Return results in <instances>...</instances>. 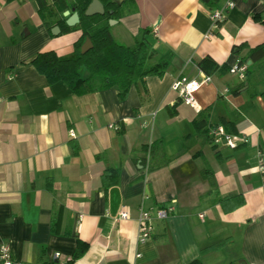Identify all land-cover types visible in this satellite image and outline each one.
<instances>
[{
	"label": "crops",
	"instance_id": "crops-1",
	"mask_svg": "<svg viewBox=\"0 0 264 264\" xmlns=\"http://www.w3.org/2000/svg\"><path fill=\"white\" fill-rule=\"evenodd\" d=\"M228 1L217 24L199 0L125 7L111 25L114 39L131 46L148 28L156 52L173 57L161 76L137 80L119 100L114 87L75 95L62 81L49 84L29 61L45 50L69 54L81 31L52 36L35 0H0V244L13 260L61 264L77 253L72 264H264V180L255 168L256 149L264 147L263 81L233 95L228 85L241 81L216 71L194 92L196 109L171 89L176 78L202 80L199 59L230 67L264 42V0H220L214 9ZM200 114L208 125L228 121L247 141L233 149L206 142L192 123ZM113 122L118 130L107 126ZM158 138L169 162L146 172L133 149ZM107 167H119V176L105 191ZM233 194L244 204L223 211L217 197ZM171 204L166 218L155 217ZM123 208L126 219L118 218ZM140 208L152 216L143 242ZM227 238L222 248L203 251Z\"/></svg>",
	"mask_w": 264,
	"mask_h": 264
},
{
	"label": "trees",
	"instance_id": "trees-1",
	"mask_svg": "<svg viewBox=\"0 0 264 264\" xmlns=\"http://www.w3.org/2000/svg\"><path fill=\"white\" fill-rule=\"evenodd\" d=\"M103 7V14L86 15L85 9L91 0H35L37 5V14L50 35L51 29L58 26L60 31L57 35L67 33L73 30H80L81 34L73 43L72 51L67 55H57L53 50L37 52L29 61L36 71L46 78L49 84L62 81L75 95H82L102 89L114 87L117 90L119 100L126 98L130 86L137 80H143L148 75L161 76L168 67L173 53L166 51L158 54L153 48L154 40L151 38L150 29L143 28L139 37L133 45L127 46L114 39L111 33L110 20L117 21L124 13V8L133 6L135 0H123L118 3L115 0H99ZM208 10L216 7L220 0H199ZM77 12L78 23L69 26L66 24V17L63 11ZM85 38H89L92 47L84 53L80 52L81 44ZM247 61H250L247 64ZM239 64L245 63V78L235 85H228L231 94L237 95L246 84L255 81L264 83V42L248 48L247 52L239 59ZM198 69L206 75L214 72L220 74L228 71L226 64L218 65L211 57L205 56L196 63ZM264 93V92H263ZM174 114L170 113V117ZM206 117L200 114L192 120L193 126L198 136L205 138L206 142L211 143L208 138V123ZM219 123L228 132H235L231 124L224 119ZM212 125V124H211ZM72 153L77 152V148L71 145ZM137 152L135 162L141 165L146 172H151L164 167L169 162L160 138L150 143L139 145L133 149ZM206 171V170H205ZM205 171L202 175L205 176ZM119 167H107L102 174V185L106 191L108 187L118 183ZM210 184H214L210 178ZM217 203L223 211L229 212L244 204V198L241 194H233L223 197H217ZM58 218L50 223V230L57 232L56 225ZM69 234L70 232H66ZM76 246L85 248L87 244L80 240L77 235ZM230 242L225 239L222 242L212 245L203 251L217 250ZM77 257V253L68 261L61 264H72ZM44 264H60L57 261ZM187 264H203L198 258L190 260ZM233 264V263H229Z\"/></svg>",
	"mask_w": 264,
	"mask_h": 264
},
{
	"label": "built area",
	"instance_id": "built-area-1",
	"mask_svg": "<svg viewBox=\"0 0 264 264\" xmlns=\"http://www.w3.org/2000/svg\"><path fill=\"white\" fill-rule=\"evenodd\" d=\"M232 2L228 1L222 9H212L208 11V16L213 24H217L224 20L226 11L232 7ZM246 64H233L229 67L228 73L237 76L241 81L245 78ZM209 80V75L202 76L201 81H195L193 79H187L186 77H180L173 80L171 83V89L176 91L179 99L184 103L193 108H197L196 101L194 98V92L197 90L199 85ZM109 128L118 130L119 124L117 122L109 123ZM70 135H73L70 132ZM208 137L215 145H221L230 149L236 148L240 143H245L247 138L242 132H228L224 129L221 124H213L208 127ZM255 168L260 173L264 180V147H258L255 152ZM172 203H174L172 201ZM173 211V205L166 207L157 208L155 210V217L159 219L166 218ZM129 217L128 211L123 208L118 214V218L126 219ZM152 232V216L148 210L140 208L137 216V240L143 242L150 237ZM58 256V253H55ZM0 261L2 264H21L15 261L10 256L9 248L6 244H0Z\"/></svg>",
	"mask_w": 264,
	"mask_h": 264
},
{
	"label": "water",
	"instance_id": "water-1",
	"mask_svg": "<svg viewBox=\"0 0 264 264\" xmlns=\"http://www.w3.org/2000/svg\"><path fill=\"white\" fill-rule=\"evenodd\" d=\"M115 1H117L118 3H121L123 0H115ZM95 13H98V14L104 13V7L99 0H91V2L88 4V6L85 9L86 15H92ZM62 14H63V16L66 17L65 22L69 26H72V25L78 23V21H79L77 12L73 11L70 13L69 10H65V11H63ZM109 23L112 25L113 23H115V20H110ZM59 31H60V29L58 26H54L51 29L52 34L59 33ZM91 47H92V43H91L90 39L85 38L84 42L81 44L80 52L84 53L85 51H87ZM249 62L250 61H248V63ZM233 264H245V263L242 261H239V262H234Z\"/></svg>",
	"mask_w": 264,
	"mask_h": 264
},
{
	"label": "rangeland",
	"instance_id": "rangeland-1",
	"mask_svg": "<svg viewBox=\"0 0 264 264\" xmlns=\"http://www.w3.org/2000/svg\"><path fill=\"white\" fill-rule=\"evenodd\" d=\"M117 41V40H116Z\"/></svg>",
	"mask_w": 264,
	"mask_h": 264
}]
</instances>
